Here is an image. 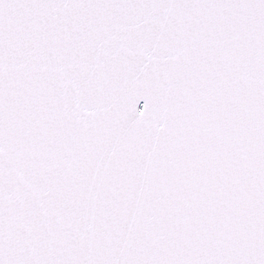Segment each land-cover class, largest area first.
Returning a JSON list of instances; mask_svg holds the SVG:
<instances>
[{"label":"snow or ice","instance_id":"snow-or-ice-1","mask_svg":"<svg viewBox=\"0 0 264 264\" xmlns=\"http://www.w3.org/2000/svg\"><path fill=\"white\" fill-rule=\"evenodd\" d=\"M0 264H264V0H0Z\"/></svg>","mask_w":264,"mask_h":264}]
</instances>
